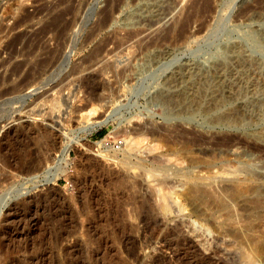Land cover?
I'll return each instance as SVG.
<instances>
[{"label":"rangeland","instance_id":"1","mask_svg":"<svg viewBox=\"0 0 264 264\" xmlns=\"http://www.w3.org/2000/svg\"><path fill=\"white\" fill-rule=\"evenodd\" d=\"M18 187L0 264H264V0H0Z\"/></svg>","mask_w":264,"mask_h":264},{"label":"bare ground","instance_id":"2","mask_svg":"<svg viewBox=\"0 0 264 264\" xmlns=\"http://www.w3.org/2000/svg\"><path fill=\"white\" fill-rule=\"evenodd\" d=\"M199 1V0H198ZM197 2V1H196ZM203 2V1H202ZM193 4H194V8H196V3H194L193 2ZM198 5V4H197ZM199 6V5H198ZM193 7V6H192ZM192 9V8H191ZM198 9V8H197ZM193 13H194V11H193ZM188 15V14H187ZM186 18V20L185 19H183L184 21H183V23L181 24V25H179L178 27H180V28H178L179 30L178 31H180V29L181 30H183L184 31V26H185V24H187L188 23V21H187V17H185ZM191 18V17H190ZM191 20V19H190ZM182 22V21H181ZM180 22V23H181ZM190 23V22H189ZM188 23V24H189ZM175 31H177V30H175ZM183 33V34H182ZM182 33H180V34H182L183 35V38H184V32H182ZM178 34H179V32H178ZM177 34V36L179 37L180 35H178ZM176 36V37H177ZM224 97V96H223ZM116 112V111H115ZM114 114H116V113H114ZM118 114V113H117ZM116 114V115H117ZM107 116H109V115H107ZM106 116V118H103V120L101 119L100 120V122H96V123H92V122H88V123H86V125H83V127L80 129L79 128V132L80 133H89V132H91L92 130H94V128H96V127H100V126H106V125H108L111 121H113V118H112V116L110 117H107ZM117 117H119V115L117 116ZM119 123V122H118ZM3 127H5V125L3 126ZM79 137V136H78ZM70 140V142L66 145V146H64L63 148H62V150L59 152L60 153V156L59 157H56V158H54V160H52V161H54L55 163H56V166L54 167H49L48 169H46L45 170V177H44V179H45V181H44V183L46 184V185H53V183H54V181H55V178H56V176L59 174V173H62L63 171H62V169H61V164L62 165H64L65 166V164H67V162H66V158H67V155H68V153H69V151H70V149H72V147L74 146V145H79V146H84V144L82 143V140L79 138H77V137H75L74 139L72 138V140L71 139H69ZM95 144H97L98 146L99 145H104L103 144V141L101 142H97V143H95ZM106 146V145H105ZM121 146H122V143L121 142H117L116 144H114L113 146H112V150H114V151H118V150H121L120 148H121ZM54 157V156H53ZM64 163V164H63ZM54 165V164H53ZM47 168V167H46ZM32 178H36V176H32ZM204 187V186H203ZM197 186L195 185V183L194 184H192L191 185V188H190V192L192 193V197L190 198L191 199V201H194V200H197V193H198V190H197ZM206 188V187H205ZM22 187L21 188H19L18 187V189H13L14 191H9V192H7V193H5V194H2V195H0V221H2V222H6L7 221V215L5 214V209L7 208V206H8V204H9V202L10 201H12L13 199H14V197H16V196H14V194H16L17 196L18 195H21V194H24V193H21V191H22ZM206 190V189H205ZM208 191H209V189H208ZM211 194V193H210ZM215 197V196H214ZM210 198V197H209ZM213 198V197H212ZM214 199V198H213ZM218 200H219V198H217ZM206 200V199H205ZM204 200V201H205ZM218 200H216V201H218ZM202 201H203V199H202ZM203 201V202H204ZM207 202V201H206ZM220 202H221V200H220ZM223 203V202H222ZM226 204V203H225ZM219 205H221V204H219ZM224 208H226V207H224ZM6 215V216H5Z\"/></svg>","mask_w":264,"mask_h":264},{"label":"trees","instance_id":"3","mask_svg":"<svg viewBox=\"0 0 264 264\" xmlns=\"http://www.w3.org/2000/svg\"><path fill=\"white\" fill-rule=\"evenodd\" d=\"M102 133H99L98 136H100Z\"/></svg>","mask_w":264,"mask_h":264},{"label":"water","instance_id":"4","mask_svg":"<svg viewBox=\"0 0 264 264\" xmlns=\"http://www.w3.org/2000/svg\"><path fill=\"white\" fill-rule=\"evenodd\" d=\"M71 53V51H69V53L68 54H70Z\"/></svg>","mask_w":264,"mask_h":264}]
</instances>
